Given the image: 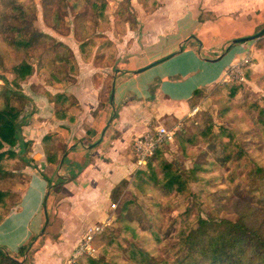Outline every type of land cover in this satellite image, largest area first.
Here are the masks:
<instances>
[{
	"label": "crops",
	"instance_id": "1",
	"mask_svg": "<svg viewBox=\"0 0 264 264\" xmlns=\"http://www.w3.org/2000/svg\"><path fill=\"white\" fill-rule=\"evenodd\" d=\"M59 2L31 0L27 47L52 44L20 84L26 182L0 220V246L14 256L27 245L25 264H63L94 220L107 221L112 188L138 168L135 136L174 131L199 95L228 82V65L249 57L245 72L264 59L254 37L264 0H64L63 15ZM36 31L46 38L32 42ZM242 37L254 38L233 42ZM43 67L47 77L36 76Z\"/></svg>",
	"mask_w": 264,
	"mask_h": 264
},
{
	"label": "rangeland",
	"instance_id": "2",
	"mask_svg": "<svg viewBox=\"0 0 264 264\" xmlns=\"http://www.w3.org/2000/svg\"><path fill=\"white\" fill-rule=\"evenodd\" d=\"M63 1L59 2V12L62 15L67 10L72 13ZM86 4L85 9L91 7L95 11L97 5ZM13 6L18 7L14 12ZM34 12L31 0H0V74L11 84L15 82L14 65L31 66L30 74L17 80L20 85L36 70L35 65L49 59L52 41L35 42L46 38L42 32L36 31L32 36L35 43L30 48L10 45L4 40L5 36L12 35L13 27L28 29L29 35L25 38H29L35 27ZM124 20L132 21L127 16ZM259 42L264 48L262 35ZM95 60L103 62V57H95ZM107 60L111 58L108 56ZM257 63V69L245 70L244 81L224 82L198 96L197 110L183 119L172 139L163 142L145 166L135 169L117 200L106 199L107 204H111L110 212L104 209L109 221L94 236L92 249L85 255L108 264H133L130 251V244H133L157 259H173L172 243L196 226L198 216L236 220L246 213L249 222L264 229V200L256 191L250 192L248 185L249 169L254 164L264 165V59ZM44 68L40 71L38 68L36 76L47 77ZM224 145H228L232 153L242 152L237 161L240 163L223 162ZM6 148L4 145L2 149ZM14 150L18 152V146ZM166 163L170 165L168 171ZM21 164L6 155L0 161V193H3L0 194V217L16 203L15 189L26 182ZM172 173L181 175L183 187L166 192L162 180ZM99 221L93 222L99 224ZM83 227L77 228L82 234Z\"/></svg>",
	"mask_w": 264,
	"mask_h": 264
},
{
	"label": "trees",
	"instance_id": "3",
	"mask_svg": "<svg viewBox=\"0 0 264 264\" xmlns=\"http://www.w3.org/2000/svg\"><path fill=\"white\" fill-rule=\"evenodd\" d=\"M17 8L13 6L11 10L14 12ZM23 31H25L23 27H13L12 35L5 36L4 40L11 43L10 45H21L26 48L29 45V38H25ZM12 69L15 73L13 78L15 82L12 84L6 76L0 74V79L3 81L0 85V161L6 155L7 158L22 163L21 166L24 167L28 164V160L23 151L16 152L14 147L23 145L25 148L21 128L24 124L23 112L29 103V98L17 82L30 74L31 66L19 63ZM4 145H7L6 149H2ZM223 147L225 151L223 162H237L242 157L241 151L232 153L228 145ZM169 167V163H166L167 171ZM1 170L0 168V172ZM162 181L166 192H171L172 189L179 190L184 183L181 175L177 173L164 177ZM127 183V180L119 181L112 188L110 198L117 200ZM248 185L250 192L256 191L260 199L264 200L263 164H254L249 169ZM247 216L246 213L242 214L236 220L215 218L211 215L198 216L196 226L186 230L172 243L170 252L174 256L173 259H157L145 249L130 244L132 262L133 264H168V261L171 264H264V229L249 222ZM26 248L27 245L20 246L17 254L13 256L5 247L0 246V264H25L24 261L19 260V256L25 253ZM76 264L108 263L83 254L78 257Z\"/></svg>",
	"mask_w": 264,
	"mask_h": 264
},
{
	"label": "built area",
	"instance_id": "4",
	"mask_svg": "<svg viewBox=\"0 0 264 264\" xmlns=\"http://www.w3.org/2000/svg\"><path fill=\"white\" fill-rule=\"evenodd\" d=\"M264 38V33L262 34ZM251 64L249 57L244 58L240 62L232 63L225 69V79L227 81H244V67ZM174 131L165 128L156 129L155 131H146L132 139V147L135 153V163L138 168L145 166L147 161L153 156L155 151L159 149L163 142H169L172 139ZM115 205L112 204V207ZM107 221H109L107 219ZM103 221L99 224H93L86 229V232L74 250L71 257L63 264H75L79 256L90 252L91 243L94 236L101 232L108 223ZM106 222V223H105Z\"/></svg>",
	"mask_w": 264,
	"mask_h": 264
},
{
	"label": "water",
	"instance_id": "5",
	"mask_svg": "<svg viewBox=\"0 0 264 264\" xmlns=\"http://www.w3.org/2000/svg\"><path fill=\"white\" fill-rule=\"evenodd\" d=\"M263 33H264V27L256 35H254V37H260ZM254 37H242V38L235 39L233 42H243L245 40H248Z\"/></svg>",
	"mask_w": 264,
	"mask_h": 264
}]
</instances>
